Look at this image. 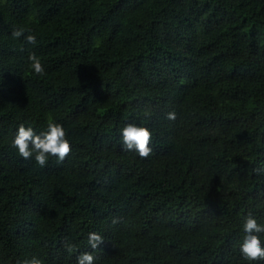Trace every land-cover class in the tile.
<instances>
[{
  "label": "trees",
  "instance_id": "16d2710c",
  "mask_svg": "<svg viewBox=\"0 0 264 264\" xmlns=\"http://www.w3.org/2000/svg\"><path fill=\"white\" fill-rule=\"evenodd\" d=\"M49 119L71 152L40 167L11 144ZM129 122L149 157L122 150ZM249 210L264 223V0H0V264H264L239 252Z\"/></svg>",
  "mask_w": 264,
  "mask_h": 264
},
{
  "label": "clouds",
  "instance_id": "9594fccd",
  "mask_svg": "<svg viewBox=\"0 0 264 264\" xmlns=\"http://www.w3.org/2000/svg\"><path fill=\"white\" fill-rule=\"evenodd\" d=\"M24 37L29 44L36 43L35 35L25 36V29L14 28L13 38ZM29 66L36 75L44 74V67L41 60L33 53L28 56ZM168 120L176 119L175 112H169ZM122 150L125 152H135L140 158H147L152 153L151 132L147 127L139 126L135 122L126 123L120 129ZM11 146L18 150V154L28 160L34 157L35 162L44 167L49 157H55L61 163L69 156L71 145L67 138V133L61 123L49 119L46 127L37 133L32 127L24 124L18 126V130L12 140ZM253 172L260 173V167L253 168ZM243 237L239 246V252L243 260L249 262L264 261V245H262L261 234H264V223L258 222L252 211H247L242 218ZM104 242L103 237L97 232L87 234V245L93 250L99 248ZM63 247L67 253L76 251L73 243L65 242ZM95 257L89 252H83L76 257V264H94ZM17 264H44L43 260L37 256L18 261Z\"/></svg>",
  "mask_w": 264,
  "mask_h": 264
}]
</instances>
